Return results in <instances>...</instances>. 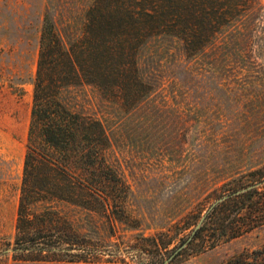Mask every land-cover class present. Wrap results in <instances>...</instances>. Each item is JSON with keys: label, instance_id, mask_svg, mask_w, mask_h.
<instances>
[{"label": "rangeland", "instance_id": "1", "mask_svg": "<svg viewBox=\"0 0 264 264\" xmlns=\"http://www.w3.org/2000/svg\"><path fill=\"white\" fill-rule=\"evenodd\" d=\"M91 1L0 0V264H162L187 241L195 216L251 184L264 166V0H245L231 13L242 32L231 28L196 60H180L189 70L169 72L146 103L117 113L106 96L118 179L103 187L105 207L78 218L88 259L15 260L45 12L51 7L60 17ZM200 244L166 264H221L264 246V226L212 250Z\"/></svg>", "mask_w": 264, "mask_h": 264}, {"label": "trees", "instance_id": "2", "mask_svg": "<svg viewBox=\"0 0 264 264\" xmlns=\"http://www.w3.org/2000/svg\"><path fill=\"white\" fill-rule=\"evenodd\" d=\"M244 1L92 0L84 9H64L60 17L47 7L33 79L15 260L88 259L78 218L105 207L103 187L118 179L106 96L117 113L146 103L169 72L189 70L180 60H196L231 28L242 32L239 24L231 25V13ZM251 174L257 179L225 194L187 245L202 239L201 248L212 250L264 226V166ZM201 216L189 222L190 236ZM221 264H264V246Z\"/></svg>", "mask_w": 264, "mask_h": 264}, {"label": "water", "instance_id": "3", "mask_svg": "<svg viewBox=\"0 0 264 264\" xmlns=\"http://www.w3.org/2000/svg\"><path fill=\"white\" fill-rule=\"evenodd\" d=\"M238 192H240V191H238ZM228 197V195H225V196H223V197H221V198H219L215 203H213L212 205H211V207H210V209L209 210H211L218 202H220V201H222V200H224L225 198H227ZM206 215H207V213L205 214V215H203L202 216V218L200 219V221L198 222V224L196 225V227H195V229H194V231H193V233H192V235L187 239V241L185 242V243H183L176 251H175V253H173L172 255H171V257L168 259V260H166L165 262H163L162 264H166L168 261H170L181 249H183L192 239H193V237H194V235H195V233H196V231L202 226V224L204 223V220H205V218H206Z\"/></svg>", "mask_w": 264, "mask_h": 264}]
</instances>
